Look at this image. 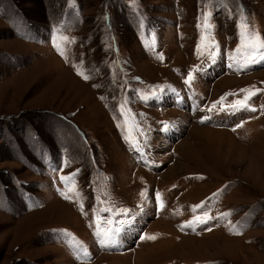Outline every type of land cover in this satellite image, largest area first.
Masks as SVG:
<instances>
[{
    "label": "rangeland",
    "instance_id": "374dc122",
    "mask_svg": "<svg viewBox=\"0 0 264 264\" xmlns=\"http://www.w3.org/2000/svg\"><path fill=\"white\" fill-rule=\"evenodd\" d=\"M241 14L264 37V0H0V264H264Z\"/></svg>",
    "mask_w": 264,
    "mask_h": 264
},
{
    "label": "snow or ice",
    "instance_id": "6c2138e0",
    "mask_svg": "<svg viewBox=\"0 0 264 264\" xmlns=\"http://www.w3.org/2000/svg\"><path fill=\"white\" fill-rule=\"evenodd\" d=\"M241 21L242 23L239 25V28L241 29L239 32L240 44L237 46V49L235 50V52L240 53L241 49L243 48L247 54L248 62L243 65V69H241L240 67H237L236 69L237 71L246 70L247 68L257 63H264V37H262L259 33L248 28L247 23L245 22V18L243 17V14H241ZM62 39L67 40V37H62ZM197 53L198 55L201 54L199 44L197 45ZM61 54L63 55V52H61ZM208 55L212 57V52L210 51ZM232 66L233 65H229V67H232ZM84 79H88V76H84ZM192 80H193V75L192 73H189L186 82L190 84ZM245 91L247 90H243V89L241 90V92H245ZM252 94L254 95L255 93H252ZM224 99H225L224 97H221L220 100L216 102V104H221ZM250 99H251L250 95H245L243 100H237L231 107L233 110H239L240 108H244V109H249L251 111H257L256 108L250 107V105L248 104V101ZM216 104H214L212 108H209L208 111H212V109L216 107ZM208 119H209L208 116H204L202 117L201 122H204L205 120H208ZM164 127L165 129H167L168 125L165 124ZM66 179H67L66 177H63V176L61 177L62 181ZM61 194L64 195L65 199H69V197L63 191L61 192ZM160 195L161 194L159 192L156 193V196L158 199L160 198ZM213 195L215 196L216 194H213ZM144 196H145V193L141 192V197H144ZM193 207L196 208L200 206H193ZM105 211H107V209H105ZM118 214L123 215L125 217H131L134 215L132 210L127 209V208L120 209L118 211ZM204 215L207 217V213H205ZM221 215L223 216V215H228V214L222 213ZM208 219H212V217H208ZM131 222H132L131 219L117 221L114 227L107 228L103 232L99 228H97L94 231V235L97 237V240L102 247L113 246L115 245L116 237L121 232L122 228H124L126 225L130 224ZM200 222L207 223V220H201ZM108 223H112V221L109 220ZM185 226H190V222H186V224L182 225L181 227L183 228ZM208 230H211V229L209 228ZM65 235L68 237L72 236V234L68 233L67 231H65ZM147 238L155 239L154 236L147 237ZM76 245L78 246V250L83 247V245L80 244L79 241L76 242ZM83 255L85 256L88 255L86 250H84Z\"/></svg>",
    "mask_w": 264,
    "mask_h": 264
},
{
    "label": "bare ground",
    "instance_id": "6f19581e",
    "mask_svg": "<svg viewBox=\"0 0 264 264\" xmlns=\"http://www.w3.org/2000/svg\"><path fill=\"white\" fill-rule=\"evenodd\" d=\"M227 81H230V79H227ZM57 201H59V200H57ZM61 202V201H60Z\"/></svg>",
    "mask_w": 264,
    "mask_h": 264
}]
</instances>
